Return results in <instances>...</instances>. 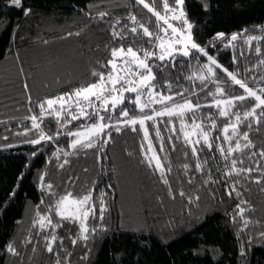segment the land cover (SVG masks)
Returning a JSON list of instances; mask_svg holds the SVG:
<instances>
[{
    "label": "trees",
    "instance_id": "1",
    "mask_svg": "<svg viewBox=\"0 0 264 264\" xmlns=\"http://www.w3.org/2000/svg\"><path fill=\"white\" fill-rule=\"evenodd\" d=\"M146 2L164 14L162 0ZM23 5L30 9L28 16L13 8L8 0H0V264H56L57 259L60 264H264V238L260 235L264 233V158L259 155L264 150V117L259 124L255 122L264 105L255 109V117L246 119L244 113L258 103L253 97L235 102V107L227 102L219 107H207L214 105V97L206 93H215V99L224 101L246 93L215 65H210L215 76L208 73L204 66L209 62L203 54L177 55L175 67H167L162 73L153 68L156 91L167 93L166 82L173 86L168 94L187 89L185 95L193 104L205 105L199 109L196 123L206 132L213 120L216 125L210 132L213 147L209 150L200 129L191 127L190 114L185 115L184 131L189 133L188 138L200 140L196 145L197 157L184 143L178 118L173 117L171 121L167 116L157 118L166 148L160 155L162 160L168 157L164 164L167 168L170 163L171 171L165 175L175 199L169 195L159 171L144 162L140 144L147 141L143 140L139 124L134 126L136 131L124 124L120 125L119 132L108 129L111 139L102 148L98 143L94 148L65 156L64 151H71L69 144L73 138L63 134L55 137V133L75 130L79 124L91 121L81 119L68 128L58 129L52 116L45 117L42 123L37 122L46 135L55 139L36 145L27 143L28 139L36 138V130L28 136L15 133L30 127L31 121L24 118L39 114L40 101L97 82L91 73L106 75L111 70L110 66L104 67L112 58L110 50L120 44L126 48L132 43L130 39L120 41L111 34L114 19L127 22L126 17L132 13L150 31H155L156 19L134 0H23ZM168 5L175 7L173 0H168ZM182 7L194 26L192 36L201 46L209 45L217 33L226 34L225 42L232 34H238L237 40L231 41L228 47L216 42L215 47L206 50L219 65L233 72L264 99L259 91L264 89V64L261 63L264 61V32L261 31L264 0H185ZM102 11L109 15L101 19L97 14ZM170 21L180 26L178 21ZM245 29L247 32L239 35ZM116 30H120L119 25ZM248 35L262 38L249 45L244 42ZM146 40L138 39L132 43L133 48H150ZM256 47L260 48L259 54ZM200 76L205 77L204 85ZM25 83L28 89L24 88ZM217 87L223 88V93L216 92ZM193 92L198 95H190ZM28 94L32 104L28 103ZM130 98L134 97L127 96L123 105L129 117L141 116L138 106L128 103ZM175 100L181 98L175 96ZM153 107L159 109L160 105L154 103ZM221 110L229 116H219ZM237 111L242 122L237 126L239 134L230 143L224 139L223 128L227 126L228 135L232 136L228 121H235L231 113ZM248 121H252L251 129L247 127ZM166 125H174L175 132L170 133ZM145 126L153 145H158L152 122L145 121ZM244 132H248L254 147H243ZM169 135H173L175 151L168 147ZM237 140L241 150L228 152ZM217 145L225 152L218 151ZM156 151L159 153L158 147ZM254 152L257 155L253 156ZM232 159L237 160L236 169L251 167L253 171L237 175ZM65 160L68 163L64 164ZM198 162L201 169L195 167ZM61 164L64 166L60 167ZM185 164L189 166L187 169ZM42 175L43 184H51L55 195L46 187L42 189ZM256 179L261 182L255 183ZM233 184L239 197L235 192L227 195ZM90 188L95 189L93 201L97 204V216L101 192L107 193L104 196L107 211L102 221L94 220L89 213L85 221L89 232L82 233L79 220L62 219L50 206L66 192L82 196ZM181 191L185 193L183 197L179 195ZM13 192L15 195H11ZM241 200L247 203H240ZM238 204L245 209L242 214H238ZM37 212L41 216L49 215L52 224L60 226L53 229L45 221L46 226L41 228L36 223ZM92 227L97 229L95 234H91ZM53 231L56 241L52 244L53 252L49 253L46 238L50 239ZM84 235L89 238L84 240ZM9 244L18 255L7 251ZM242 249L244 256L240 254Z\"/></svg>",
    "mask_w": 264,
    "mask_h": 264
},
{
    "label": "snow or ice",
    "instance_id": "2",
    "mask_svg": "<svg viewBox=\"0 0 264 264\" xmlns=\"http://www.w3.org/2000/svg\"><path fill=\"white\" fill-rule=\"evenodd\" d=\"M10 5L15 9H20L23 11L25 16L30 14V9L24 7L23 0H8ZM134 2L143 7V9L147 10V13L151 14L156 19L155 31H150L149 27L144 23H140L137 20V16L135 14L129 13L126 17L127 22H122L119 19H114L111 24V34L118 38L120 41L125 39H130L132 43H135L138 39L147 38L145 41L149 44L150 48L137 47L133 48L132 43L125 48L123 44H120L119 47H113L111 52V57L104 67L110 66V71L105 75L103 72H92L91 75L97 77V82L89 83L87 86H81L78 88H74L69 92H65L55 97L45 98L44 100L38 103V108L40 109L39 114H33L25 117L24 119L30 120V127H25L22 132H17L15 135H24L28 136L29 133L34 130L37 131L36 138L28 139L26 142L36 145L40 144L42 141H53L55 137H59L61 134L72 137L69 144V148L71 151H64V155H72L75 152L81 149H90L97 146L99 143L101 148L103 144L108 143L111 139V131H107L108 129H115V131H121V124L133 126L132 130L136 131L135 125L139 124L143 129V140L147 141L145 144L143 141L140 144V148L145 157V161L150 167L154 170L159 171L160 179L162 182L168 186L169 195L172 199H175V195L171 191V185L169 184L168 179L166 178L165 173L171 171L170 163L167 168H165L164 161L168 160L167 156H164V160L161 159L160 153H165V143L164 138L160 135L159 126L157 125L158 117L169 118V121L173 117H176L180 120V131L184 134V143L191 147V152L193 156L198 157V149L196 145L200 144V140L197 139L195 141L189 139V133L184 131L185 129V115H188V119L192 121L191 127L200 129V134L203 137L204 145L211 150L213 144L209 141V136L211 129L215 128V121L213 120L211 124L208 126L209 130L206 132L201 127L200 124L196 123V120L199 115V109L204 107L205 105H201L199 102L196 104L192 103V100L189 96H186L185 93L188 92L187 89H182L179 92L173 94L171 93L172 84L165 83L164 88L167 90V93L164 90L156 91V84L153 83L156 81V74L153 72V68H157L161 73L167 67H175L176 64V56L182 57H192L193 52L203 54L204 57L207 58L209 64L205 65L208 73H211L212 76H215V71L213 67L210 65H215L216 68H220L228 77L231 78L232 81L236 85H239L241 89L244 90L245 94H241L238 96H231L227 99V101L221 99H215V93H206V95H212L214 97V105H207V107H219L221 104L227 102L229 105L235 107V102H243L248 97H253L258 103L252 108L250 111H246L244 113L245 119L249 116L255 117V109L260 108L261 105H264V99L261 98V95H257V92L252 88H249L247 84L241 80L237 79V76L230 72L228 69L223 68V66L219 65L216 59L209 55L206 50L207 47H215L216 42H219L223 47H228L231 41H236L238 38V34H232L228 41L225 42V33H217L213 37V41L210 42L207 46H201L197 44L192 36V28L194 27L192 23H190L186 18V13L183 10V5L185 0H173V4L175 7H169L168 0H162V5L164 8V14L162 15L160 11H156L153 7L146 2V0H134ZM206 7V5H205ZM169 14H171L169 16ZM101 19L107 17L109 14L107 12H99L97 14ZM171 20L178 21L180 26H174ZM161 21L163 22L161 24ZM130 22V23H128ZM116 25L120 26V30H116ZM170 30V31H169ZM264 32V29H261ZM247 32V29L242 30L239 34L243 36V34ZM68 35H72L69 33ZM79 35V33H76ZM261 36L248 35L244 42L251 45L252 41H259ZM47 43V41H45ZM179 46V47H177ZM256 53H260V48L256 47ZM119 59L120 64H117V60ZM158 62V63H156ZM235 63V60L233 61ZM264 64V61H261ZM246 71H250L247 70ZM123 73L120 75L119 73ZM191 80L192 77H189ZM201 81V85L205 84V77H199ZM119 85V87H117ZM24 88L28 89V84H24ZM203 90V88L201 89ZM223 88L217 87L216 92L223 93ZM262 94H264V89L259 90ZM124 93L134 94V98H130L128 103H131L135 106H138L139 112L142 113L139 117H129V113L126 107H124L125 96ZM190 95H198L197 93H191ZM145 97L143 102H141V97ZM175 96H179L181 98L180 101L175 100ZM28 103L32 104L33 101L31 99V95L27 96ZM74 101V103H73ZM159 104L160 108H153V104ZM99 104V107H97ZM58 106V107H57ZM91 108L92 111L89 112L87 109ZM145 109H149L148 112H145ZM118 110V111H117ZM31 112V109H29ZM45 113L49 116H52L55 120V123L58 126V129L68 128L69 125H72L74 121H79L81 119L85 121H91V123H82L79 124L75 130L69 129L68 131L61 133V131H57L54 136H48L44 133L43 129L40 127V123L43 122V118ZM231 115L235 116V121L233 122L229 119L228 123L232 126V136L228 135L229 128L225 126L223 128V132L225 134L224 139L228 140L230 143L232 139L237 136L238 130L237 126L242 122L240 113L234 112ZM219 116H229V113L221 110L219 112ZM261 117H264V110L261 111L259 117H255V122L259 124L261 122ZM210 119V117H209ZM145 121H151L155 130V135L158 140V145L154 146L151 138L148 134V129L145 126ZM168 130L170 133L175 132V126H168ZM247 127L249 129L252 128V121H248ZM243 140L246 143L243 145L244 148H252L251 140H249L248 132H244L242 134ZM7 139V137H4ZM179 139V136L176 137ZM216 139H219L217 137ZM173 135L168 136V147L171 151H175L176 146L172 142ZM159 148V153H157L156 148ZM217 150L221 153L225 152V149L219 145L216 146ZM146 149V151H145ZM237 150H241V144L239 140L236 141L234 147H229L227 149L228 152H234ZM36 155V153H33ZM253 156L257 155V153H252ZM259 155L264 158V150L259 152ZM225 159H228L225 156ZM68 163L67 160L64 161V164ZM237 163L236 159L231 160V165L233 170L236 171L237 175L241 172L251 173L253 168H241L236 169L235 165ZM242 163V161H241ZM64 164H61L60 167H63ZM189 166L187 164L184 165V168L187 169ZM195 167L197 169H201V165L198 162ZM259 165H257V169ZM231 173H229L230 175ZM41 187L47 188L51 195H55L54 192H51L52 185L47 184L46 186L43 184V175L41 176ZM191 182V181H189ZM255 183H260V179H256ZM111 187V186H109ZM95 189L90 188L85 194L82 196H73L72 192H66L64 195L60 196L56 201L54 206H50V210L52 207L55 208L56 214L59 215L62 219L68 220H79V226L82 230V233H88L89 229L85 226V221L89 217V213H92V218L94 220H103L104 213L107 211V205L104 201V196L107 195L105 192H101L99 194V215L96 214L97 204L93 201V193ZM233 192H235L236 196L239 197L240 193L236 191L235 185L231 186V190L227 192V195L232 196ZM11 195H15L13 192ZM180 196H184V192L179 193ZM198 199V197H196ZM43 203V201H41ZM240 203H247L246 201L241 200ZM38 207V206H37ZM239 210L238 214H242L245 209L241 208L240 205H237ZM37 216L39 219L36 221L40 225L41 228L45 227V221H47V226L55 229L59 227V223L52 224V220L49 215L41 216L39 212H37ZM235 219V217H233ZM248 221L245 220L244 224L247 225ZM96 227L91 228V234H95ZM262 238H264V233L260 234ZM89 238L88 235H84L83 239L87 240ZM48 242L46 243V250L49 253L53 252L52 244L56 241V236L53 233L50 234V239L46 238ZM30 242V241H27ZM73 244L76 243L75 240L72 241ZM7 251L13 253L14 255H18L15 248L9 244L7 246ZM241 256L246 255L245 251L241 250ZM55 255H59V253H55ZM56 264H60V260L57 259Z\"/></svg>",
    "mask_w": 264,
    "mask_h": 264
},
{
    "label": "built area",
    "instance_id": "3",
    "mask_svg": "<svg viewBox=\"0 0 264 264\" xmlns=\"http://www.w3.org/2000/svg\"><path fill=\"white\" fill-rule=\"evenodd\" d=\"M117 64L119 65L120 64V61L118 60L117 61ZM120 75H122L123 73L121 72V73H119ZM107 75V74H106ZM117 87H119V85H117ZM145 99V97H141V102H143V100ZM73 103H74V101H73ZM99 104H97V106H98ZM154 106V104L152 105V107ZM154 108V107H153ZM90 110H92L91 108H89V109H87V111H90ZM145 111H149V109H145ZM45 117H51V116H49L47 113H45V115H44V118Z\"/></svg>",
    "mask_w": 264,
    "mask_h": 264
},
{
    "label": "water",
    "instance_id": "4",
    "mask_svg": "<svg viewBox=\"0 0 264 264\" xmlns=\"http://www.w3.org/2000/svg\"><path fill=\"white\" fill-rule=\"evenodd\" d=\"M154 83V82H153ZM124 96H125V102L127 100V96H132L134 97V94H131V93H124Z\"/></svg>",
    "mask_w": 264,
    "mask_h": 264
},
{
    "label": "rangeland",
    "instance_id": "5",
    "mask_svg": "<svg viewBox=\"0 0 264 264\" xmlns=\"http://www.w3.org/2000/svg\"><path fill=\"white\" fill-rule=\"evenodd\" d=\"M170 22H171V21H170ZM171 23H174V22H171ZM177 47H179V46H177ZM118 60H119V59H118ZM118 60H117V61H118Z\"/></svg>",
    "mask_w": 264,
    "mask_h": 264
}]
</instances>
